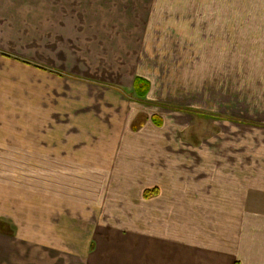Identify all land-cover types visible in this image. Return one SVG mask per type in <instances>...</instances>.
I'll return each instance as SVG.
<instances>
[{
  "label": "crops",
  "instance_id": "obj_1",
  "mask_svg": "<svg viewBox=\"0 0 264 264\" xmlns=\"http://www.w3.org/2000/svg\"><path fill=\"white\" fill-rule=\"evenodd\" d=\"M145 1L149 24L143 29L162 31V21L151 19L155 13L165 16L163 7L153 11V0ZM97 6L107 15L103 27L113 32L105 47L122 48L131 57L133 33L140 29L134 22L119 23L118 17L135 15L138 6L130 0H99ZM29 8L41 13V0H0V144L8 139H55L61 147L58 159L67 160L72 139H136L130 134L133 119H106L101 101L117 96L106 93L109 89L86 84L77 88L75 97L67 84L61 89L41 87V79H72L36 60L40 43L25 44L36 41L40 31H33V18L25 22L23 12ZM167 26L180 32L178 20H167ZM24 55L31 56L28 60ZM108 107L121 111L114 104ZM119 107L125 110V105ZM171 121L154 113L135 126L141 125L137 139L149 140L145 145L150 146L153 139L161 144L177 139L168 129L173 122L180 131V125ZM230 140L232 149L225 153L182 147L169 151L162 145L155 152L142 147L129 153L136 170L130 174L138 176L142 187L134 184L140 194L130 197L128 214L109 211L113 225L128 226L118 231L74 230L73 189L67 187L72 169L67 162L47 172L44 187L32 183L26 193L19 171H9V158L19 159V154L0 151V264H264V139ZM154 189L157 193L146 198L145 192ZM91 206L103 221L104 202L97 199Z\"/></svg>",
  "mask_w": 264,
  "mask_h": 264
},
{
  "label": "rangeland",
  "instance_id": "obj_2",
  "mask_svg": "<svg viewBox=\"0 0 264 264\" xmlns=\"http://www.w3.org/2000/svg\"><path fill=\"white\" fill-rule=\"evenodd\" d=\"M97 1L41 0V13L30 8L23 12L25 22L33 18V31L40 28L36 41L25 44L40 43L36 60L61 72L62 78L72 79H41V87L61 89L67 84L75 97L77 88L86 84L109 89L106 93L117 96L111 101L105 96L101 101L106 119H133L130 134L136 139H72L67 160L58 159L61 147L55 139H8V144H0V151L19 154V159L9 158V171H19L26 193L32 183L44 187L47 172L67 162L72 169L67 176L72 184L67 187L73 189L77 232L127 230V224L113 225L109 211L128 214L130 197L136 193L133 188L138 176L130 174L136 170L129 153H139L142 147L155 152L160 145L177 152L182 147L185 151L225 153L232 149L230 139H264V0H153L152 7L162 6L165 12V16L155 13L151 19L152 23L162 21V31H151L149 26L144 30L149 24L142 5L145 0H130L138 6L134 11L138 17L121 15L118 20L134 22L140 29L133 33L134 46L128 49L131 57L122 48L105 47V39L113 38V32L103 27L107 15L98 11ZM38 15L40 19H36ZM169 19L180 21V32L166 27ZM24 56L29 60L31 55ZM135 76L150 83L145 97L133 89ZM90 103L97 101L90 99ZM110 104L122 112H113ZM154 113L177 121L180 131L172 121L168 129L177 139L165 144L153 139L151 146L145 145L149 140L137 139L141 125L135 126ZM97 199L106 206L103 221L91 206Z\"/></svg>",
  "mask_w": 264,
  "mask_h": 264
},
{
  "label": "trees",
  "instance_id": "obj_3",
  "mask_svg": "<svg viewBox=\"0 0 264 264\" xmlns=\"http://www.w3.org/2000/svg\"><path fill=\"white\" fill-rule=\"evenodd\" d=\"M133 86H134V90L137 93V95L141 97H145L150 90V83L142 77H136L134 80ZM155 193H157L155 189L152 191H146L145 197L149 198L150 196H152V194H155Z\"/></svg>",
  "mask_w": 264,
  "mask_h": 264
}]
</instances>
